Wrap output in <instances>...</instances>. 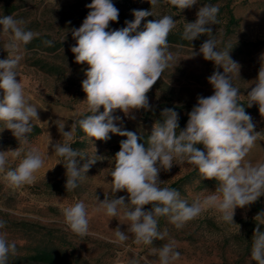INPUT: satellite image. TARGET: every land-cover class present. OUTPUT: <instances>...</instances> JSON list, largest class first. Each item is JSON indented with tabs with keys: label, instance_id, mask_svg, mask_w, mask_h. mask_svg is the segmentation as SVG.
I'll use <instances>...</instances> for the list:
<instances>
[{
	"label": "clouds",
	"instance_id": "clouds-1",
	"mask_svg": "<svg viewBox=\"0 0 264 264\" xmlns=\"http://www.w3.org/2000/svg\"><path fill=\"white\" fill-rule=\"evenodd\" d=\"M151 8L160 0H148ZM175 8L190 9L198 0H169ZM90 9L79 28L72 30L76 41L71 47L75 62L86 64L82 89L86 93L87 111L90 113L78 120L79 127L90 138L107 141L109 133L127 137L120 142V150L110 176L112 193L126 191L125 197L108 199L102 202L95 196L99 207L94 211H104L109 217H117L122 210L127 224V233L134 236L136 244L151 245L154 240H163L167 230H158V220L166 217L168 222L181 229L187 222L197 218L202 212L214 210L224 222H234V211L243 208L264 196V162L253 164L245 160L259 138L255 125L244 106L239 102L240 89L233 85L230 73H239V64L233 61L227 50H218L219 41L212 35L211 25H217L219 8L203 4L196 13L194 22H185L182 39L192 42L201 35H207L199 52L206 61L214 62L223 73L214 71L208 77L213 94L198 96L197 103L188 113L186 127L179 130V115L165 108L162 122L153 124L147 144L138 143L140 137L132 131H122L115 122L119 117L113 113L119 109L126 116L133 110H149L147 93L163 72L176 60L169 49L168 36L176 28V20L170 15L142 21L153 16L150 10H132L134 19L125 21V27L108 31L110 22H117L119 10L112 0H92L86 5ZM22 19L12 15L0 16V41H4L6 59H0V121L17 138L19 143L29 144L28 134L32 131L31 121L38 119V111L25 96V89L17 79V68L24 57L28 45L38 33L25 30ZM64 37L63 40H65ZM51 45V41H45ZM188 59V58H187ZM247 106H259L264 117V63L258 71L254 87L247 93ZM103 108V111H101ZM46 109V108H45ZM134 118V117H132ZM64 137V142L52 144L56 155L63 157L66 169V191L79 186L85 173L98 159L89 158L70 145L73 124L70 131H64L65 124L56 122ZM146 145V146H145ZM202 145L203 149L197 147ZM21 155L18 150L0 151V173L10 188L16 189L36 180V173L43 167L44 159L34 147L24 152L18 165L5 172L7 154ZM87 157L81 166V160ZM97 157V156H96ZM176 161V163H174ZM190 164L195 166L204 179L216 180L218 186L213 194L202 199L197 197L191 204L181 199L180 192L171 187H161V170L170 171L173 165ZM60 164V163H58ZM46 175V173H45ZM150 205L148 210L145 206ZM66 228L81 237L89 233L88 210L83 201L63 208ZM5 221L0 220V229ZM116 243H123L129 237L119 227L115 229ZM16 245L9 243L0 234V264H8L10 254H15ZM160 264H172L179 259L174 242L164 244L159 250ZM251 258L256 264H264V231L260 225L252 237ZM130 264H136L131 261Z\"/></svg>",
	"mask_w": 264,
	"mask_h": 264
},
{
	"label": "rangeland",
	"instance_id": "rangeland-1",
	"mask_svg": "<svg viewBox=\"0 0 264 264\" xmlns=\"http://www.w3.org/2000/svg\"><path fill=\"white\" fill-rule=\"evenodd\" d=\"M91 2L92 0H0V16L12 15L16 19H22L25 30L46 35L48 40L60 43L54 51L26 49L17 68V79L24 86L26 99L38 108L39 120L33 118L31 121L29 144L19 143L12 132L5 129L4 122L0 121V151L18 150L21 153L19 157H13L8 152L5 172L18 165L29 147L36 148L44 159V165L35 174L37 178L32 184L13 189L0 179V220L5 221L0 234H4L9 243L22 245L25 241L19 238L20 234L15 226L19 221L57 230L66 239L71 264H130L131 261L136 264H160L158 250L169 242H174L175 250L180 253L179 259L172 264H256L251 258L252 237L257 224L264 225V196L255 201L257 208L251 205L237 207L232 223L222 221L220 214L214 210L202 212L181 229L169 223L166 217H160L158 230L163 232L166 229L168 235L163 240H154L151 245L135 243L134 236L127 233L129 222L124 219L122 210L117 217H109L104 211H94L99 207L95 196L99 197V202L105 196L108 199L124 196L125 203L128 202L126 191L112 193V178L109 175L114 166L115 154L120 150L115 144L125 136L109 133L110 139L101 141L88 137L84 132L75 137L73 131V138L69 143L76 138L82 140V146H76L75 149L98 160L90 166L76 189L66 191L63 157L55 154L51 144L48 148V142L49 139L52 144L64 142L65 138L58 129L57 121L65 124L64 131H70L73 124L76 125L79 119L90 114L84 101L86 93L82 89V81L86 78L84 72L88 66L76 63L70 49L76 43L72 30L82 25L90 11L86 5ZM112 3L119 10V17L117 22L109 23V28L106 29L108 31L125 27L126 20L134 19L132 10L135 9L151 10L153 13V16L142 21V25L147 20L163 15L172 16L177 26L171 33L180 35L185 22L195 21L199 7L203 4L217 6L218 24L211 25L212 35L219 41L218 50L229 51L231 59L239 64V73L229 75L233 85L240 89L239 102H248L247 93L254 87L261 63H264V42L255 44L264 41V0H198L192 8L183 11L172 6L169 0H160L152 8L148 0H112ZM12 6L15 9L8 13ZM207 39V35H201L192 42H169V49L176 60L147 93L150 109L164 110L172 105L193 108L198 96L213 94L208 77L214 71L223 73V68H217L214 62L206 61L202 54L191 57L193 51L199 52L201 44ZM3 46L4 41H0V59H6L8 55ZM38 62L54 65L55 68L47 71ZM2 97L3 92L0 90V99ZM146 111L148 110H133L126 116L117 109L113 115L119 119L114 122L122 131H152L156 122L154 117L145 115ZM247 114L251 116L259 138L245 160L253 164L264 162V117ZM87 157L81 160V166ZM194 168L195 166L185 163L173 165L170 171L161 170L159 179L164 182L161 187H167ZM2 175L0 173V177ZM203 182L205 181L195 179L185 185L181 199L191 204L197 197L202 199L213 194L218 182ZM77 201H83L88 210L89 233L83 237L66 228L62 214L63 208ZM149 208L150 205L145 206V210ZM117 227L129 237L123 243L114 242ZM260 229L264 231V227L260 226Z\"/></svg>",
	"mask_w": 264,
	"mask_h": 264
},
{
	"label": "trees",
	"instance_id": "trees-1",
	"mask_svg": "<svg viewBox=\"0 0 264 264\" xmlns=\"http://www.w3.org/2000/svg\"><path fill=\"white\" fill-rule=\"evenodd\" d=\"M15 9L14 6L10 7L9 12ZM230 20H232V15L230 14ZM45 41H51L47 39L46 35H38L36 36L28 45H26V49L30 48H42L46 51H54L60 45L59 42L51 41V45L45 43ZM168 42H178L184 43L187 42L182 39V35L177 33H170L168 36ZM264 41L257 42L255 44H259ZM43 44H46L43 47ZM41 68H44L47 71L53 70L55 68L54 65H46L45 63H37ZM244 108L246 113L257 114L259 113V107L253 105L252 107H248L247 103L240 102ZM168 108L175 110L179 115V130H183L186 127L188 120V113L192 110L190 106H176L172 105ZM163 110H158L156 108L149 109L145 112V115H150L154 117L155 122H162V113ZM78 122V121H77ZM76 122L75 127V137L83 135V130L79 127ZM140 139L138 143L147 144V138L150 136L151 131L144 133H136ZM127 137H124L122 140H125ZM121 140V141H122ZM115 144V147L120 149V142ZM83 141L78 140L77 138L70 143V145L75 149L76 146H82ZM146 146V145H145ZM197 147L203 149L202 145H197ZM199 179L205 181L206 183H217L216 180H208L204 179L202 175L199 173L198 169L195 167L190 172L180 177L178 180L172 182L167 187L174 188L180 192V195L184 193V186L190 184L193 180ZM203 182V184L205 183ZM252 207H256V203L253 202L250 204ZM259 209V208H258ZM17 227L18 233L20 234V239L24 240L25 243L22 245H16L15 254H10L8 258V264H71L72 260L70 259V253L68 251L66 239L63 234L59 231L46 228L42 225L27 222V221H19L15 224ZM260 226L264 227V225Z\"/></svg>",
	"mask_w": 264,
	"mask_h": 264
}]
</instances>
